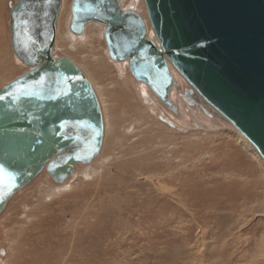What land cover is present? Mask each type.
<instances>
[{
    "label": "rangeland",
    "instance_id": "obj_1",
    "mask_svg": "<svg viewBox=\"0 0 264 264\" xmlns=\"http://www.w3.org/2000/svg\"><path fill=\"white\" fill-rule=\"evenodd\" d=\"M16 1L0 0V88L28 71L10 45ZM71 1L55 51L90 76L109 128L98 157L77 166L66 189L43 172L11 199L0 215V264H264V166L253 147L195 105L181 117L166 113L125 63L110 61L101 25L72 42ZM130 3L146 21L143 1Z\"/></svg>",
    "mask_w": 264,
    "mask_h": 264
},
{
    "label": "water",
    "instance_id": "obj_2",
    "mask_svg": "<svg viewBox=\"0 0 264 264\" xmlns=\"http://www.w3.org/2000/svg\"><path fill=\"white\" fill-rule=\"evenodd\" d=\"M142 1L146 21L121 0H72L67 28L82 36L90 24L103 26L109 59L126 63L164 108L182 116L171 99L175 89L187 105L188 98L231 125L264 161V0ZM62 2L8 4L11 49L28 71L0 88V215L41 173L61 185L103 146L105 123L92 84L54 49ZM183 112L190 114L185 105Z\"/></svg>",
    "mask_w": 264,
    "mask_h": 264
},
{
    "label": "bare ground",
    "instance_id": "obj_3",
    "mask_svg": "<svg viewBox=\"0 0 264 264\" xmlns=\"http://www.w3.org/2000/svg\"><path fill=\"white\" fill-rule=\"evenodd\" d=\"M121 3H122V5H123V7H127V6H129V5H131V4H133L134 5V9H135V11L137 12V8H135L136 7V4L135 3H130L129 5H124L125 4V0H121ZM71 5V4H70ZM69 5V6H70ZM63 6H64V0H63V2H62V7H61V11L63 10ZM70 9V8H69ZM138 13V12H137ZM60 15H61V13H60ZM59 18H60V16H59ZM69 21H70V12H69ZM90 25H96V26H99L98 24H96V23H93V24H90ZM89 25V26H90ZM67 26H68V24H67ZM58 28H59V21H58ZM86 29V28H85ZM101 29H102V35H103V32H104V27L102 26L101 27ZM67 30H68V28H67ZM84 33H85V31H84ZM82 34V36H74V35H72L70 32H69V30H68V33L67 34H69L68 36H69V39L72 41V42H74L76 39H84L85 37H86V35L85 34ZM57 34H58V30H57ZM71 35V36H70ZM57 39V38H56ZM54 49H56V41H55V45H54ZM111 61V60H110ZM112 62V61H111ZM78 66V65H77ZM79 67V66H78ZM80 68V67H79ZM81 69V68H80ZM83 73L86 75V77L88 78V80L90 81L91 79H90V76L87 74V73H85L84 71H83ZM177 79V78H176ZM178 80V79H177ZM90 83L92 84V86H93V89H94V91H95V93H96V95H97V98H98V100H99V103H100V105H101V109H102V113H103V119H104V123H105V128L108 130V128H109V123H108V118H107V116H106V109H105V105H104V101H103V99H102V96L101 95H99V91L95 88V86H94V84L90 81ZM144 86V85H143ZM144 87H146V86H144ZM147 88V87H146ZM148 89V88H147ZM173 96V95H172ZM152 97H154L153 95H152ZM188 99V98H187ZM173 100V99H172ZM189 100V99H188ZM188 100H186L187 102H188ZM148 101H149V99H148ZM157 101V100H156ZM188 104L190 105V107L191 106H194V104H192L191 102H190V100H189V102H188ZM205 113V112H204ZM205 115L207 116V113H205ZM207 117H209V115L207 116ZM214 117V116H213ZM105 129V130H106ZM106 134V133H105ZM240 134V133H239ZM241 135V134H240ZM242 136V135H241ZM243 137V136H242ZM244 138V137H243ZM254 149V148H253ZM255 150V149H254ZM255 154H256V156H257V158L261 161V163L263 164V166H264V161H263V159L261 158V156L257 153V151L255 150ZM90 165V164H89ZM88 168V167H87ZM74 171H75V169H74ZM90 172V171H89ZM89 172L88 171H86V172H84V176H88L89 177ZM74 174H75V172H74ZM65 183V182H64ZM64 183L63 184H61V185H59V186H61V188L62 189H66L68 186H67V184H65L64 185ZM61 189V190H62Z\"/></svg>",
    "mask_w": 264,
    "mask_h": 264
},
{
    "label": "flooded vegetation",
    "instance_id": "obj_4",
    "mask_svg": "<svg viewBox=\"0 0 264 264\" xmlns=\"http://www.w3.org/2000/svg\"><path fill=\"white\" fill-rule=\"evenodd\" d=\"M125 65H126V67H127V64L125 63ZM127 70H128V67H127ZM170 70H171V73H172V75H173V77H174V79L177 81V79H176V77H175V71L172 69V68H170ZM129 72V71H128ZM130 74V73H129ZM143 86V85H142ZM146 88V87H145ZM148 91V93L150 92L149 90H147ZM151 93V92H150ZM172 95H175L176 97H177V93H176V90L175 89H173L172 91H171V99H173V102L175 103V99L174 98H172ZM145 97H147V96H144L143 97V99L145 98ZM178 98V97H177ZM180 101H181V103L182 104H184L186 107H187V109L189 110V112H191L192 113V109H190V106H188L181 98H178ZM199 110L200 111V109L199 108H197L196 107V109H194V110ZM164 110H165V112L166 113H168L169 114V111L166 109V108H164ZM191 110V111H190ZM193 110V111H194ZM180 112H181V115L183 116V115H188V114H186L185 112H183V108L180 110ZM200 113L203 115V113L200 111ZM170 114H172V113H170ZM173 116H175L174 114H172ZM171 115V116H172ZM213 117V116H212Z\"/></svg>",
    "mask_w": 264,
    "mask_h": 264
},
{
    "label": "snow or ice",
    "instance_id": "obj_5",
    "mask_svg": "<svg viewBox=\"0 0 264 264\" xmlns=\"http://www.w3.org/2000/svg\"><path fill=\"white\" fill-rule=\"evenodd\" d=\"M0 99H2V97H0ZM3 171V169H0V172H2Z\"/></svg>",
    "mask_w": 264,
    "mask_h": 264
}]
</instances>
